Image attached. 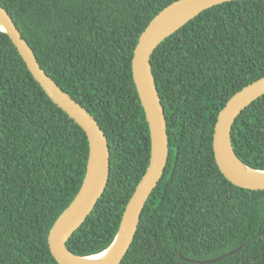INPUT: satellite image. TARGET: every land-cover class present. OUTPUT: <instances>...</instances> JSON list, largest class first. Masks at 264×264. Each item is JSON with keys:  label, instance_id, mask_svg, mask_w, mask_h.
<instances>
[{"label": "trees", "instance_id": "1", "mask_svg": "<svg viewBox=\"0 0 264 264\" xmlns=\"http://www.w3.org/2000/svg\"><path fill=\"white\" fill-rule=\"evenodd\" d=\"M177 0H0L43 69L99 122L111 148L105 193L68 248L89 256L114 241L147 171L151 133L133 78L139 38ZM151 63L166 112L169 159L121 264H264V190L221 172L213 139L228 100L264 77V0L203 11L166 38ZM238 157L264 170V95L232 129ZM84 129L34 79L0 31V264H59L48 236L87 171Z\"/></svg>", "mask_w": 264, "mask_h": 264}, {"label": "water", "instance_id": "2", "mask_svg": "<svg viewBox=\"0 0 264 264\" xmlns=\"http://www.w3.org/2000/svg\"><path fill=\"white\" fill-rule=\"evenodd\" d=\"M231 1L235 0H177L160 11L141 34L134 51L132 70L150 127V163L125 208L114 241L105 250L89 256L73 253L67 244L106 191L111 172L108 137L95 117L42 68L13 17L0 5V31L8 34L34 79L52 101L84 129L89 141L90 152L83 184L48 236L51 253L59 264H121L123 261L134 242L146 203L161 181L169 159L168 124L151 63L152 55L166 38L203 11ZM263 95L264 77L236 92L218 115L213 139L215 159L224 176L233 184L252 190H264V170L252 168L238 157L232 142V129L238 116ZM243 246L208 260L180 256L188 262L209 264L234 255Z\"/></svg>", "mask_w": 264, "mask_h": 264}, {"label": "bare ground", "instance_id": "3", "mask_svg": "<svg viewBox=\"0 0 264 264\" xmlns=\"http://www.w3.org/2000/svg\"><path fill=\"white\" fill-rule=\"evenodd\" d=\"M102 256H103V255H101V256L99 255V257H102ZM96 258H97V257H94L93 259H96Z\"/></svg>", "mask_w": 264, "mask_h": 264}]
</instances>
